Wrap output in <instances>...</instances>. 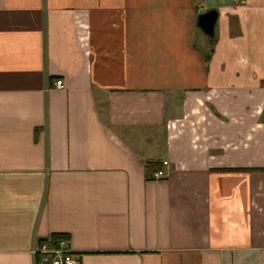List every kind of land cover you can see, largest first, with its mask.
Returning a JSON list of instances; mask_svg holds the SVG:
<instances>
[{"label":"crops","instance_id":"0c3cea01","mask_svg":"<svg viewBox=\"0 0 264 264\" xmlns=\"http://www.w3.org/2000/svg\"><path fill=\"white\" fill-rule=\"evenodd\" d=\"M263 109L264 0H0V264H264Z\"/></svg>","mask_w":264,"mask_h":264},{"label":"built area","instance_id":"2783aa9c","mask_svg":"<svg viewBox=\"0 0 264 264\" xmlns=\"http://www.w3.org/2000/svg\"><path fill=\"white\" fill-rule=\"evenodd\" d=\"M56 86L64 88L63 80H57ZM169 161L164 160L162 166L158 170L151 173V179L161 180L168 177ZM32 254L34 256V264H83L82 256L74 253L70 248L67 238L62 237L56 240L51 238L36 242Z\"/></svg>","mask_w":264,"mask_h":264},{"label":"trees","instance_id":"16d2710c","mask_svg":"<svg viewBox=\"0 0 264 264\" xmlns=\"http://www.w3.org/2000/svg\"><path fill=\"white\" fill-rule=\"evenodd\" d=\"M210 46L205 50V54H206V57L208 60L211 59V56L213 54V51H214V47L217 43V34L216 32H214V36L213 37H210ZM262 119L264 120V117H262ZM162 166V162H159V161H154V160H150L147 162L146 164V173H147V176H148V179H150V174L152 171L154 170H158L160 169ZM249 170H261V169H258V168H253V169H249ZM63 236L61 237H57V235H54L51 239L53 240H56L58 238H62Z\"/></svg>","mask_w":264,"mask_h":264},{"label":"water","instance_id":"95a60500","mask_svg":"<svg viewBox=\"0 0 264 264\" xmlns=\"http://www.w3.org/2000/svg\"><path fill=\"white\" fill-rule=\"evenodd\" d=\"M217 16L218 12L216 10L204 12L199 16V26L210 37L214 36Z\"/></svg>","mask_w":264,"mask_h":264},{"label":"flooded vegetation","instance_id":"af4514ba","mask_svg":"<svg viewBox=\"0 0 264 264\" xmlns=\"http://www.w3.org/2000/svg\"><path fill=\"white\" fill-rule=\"evenodd\" d=\"M262 117H264V109L262 110ZM261 120L264 121L262 118Z\"/></svg>","mask_w":264,"mask_h":264}]
</instances>
